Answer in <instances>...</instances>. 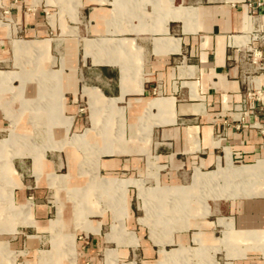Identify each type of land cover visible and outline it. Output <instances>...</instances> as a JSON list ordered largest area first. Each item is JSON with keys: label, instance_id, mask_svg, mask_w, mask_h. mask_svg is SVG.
Instances as JSON below:
<instances>
[{"label": "crops", "instance_id": "obj_1", "mask_svg": "<svg viewBox=\"0 0 264 264\" xmlns=\"http://www.w3.org/2000/svg\"><path fill=\"white\" fill-rule=\"evenodd\" d=\"M45 11L53 18L66 13L57 29L68 38V59L58 64L62 39L52 34ZM3 14L11 19L0 20V139L14 131L35 147H51L45 155L25 154L12 162L13 208L29 211L31 221L12 231L22 255L44 252L50 264H72L65 251L72 238L75 264H109V255L110 264L138 258L157 264L161 249L197 247L195 237L215 246V230L222 236L225 231L218 219L226 218L232 226L229 251L222 252L225 264H264V96L239 122L243 77L254 73L244 52L250 42L245 0H0V19ZM259 23L264 32V12ZM255 46L264 53V42ZM52 71L60 74H46ZM20 77L29 81L16 100L10 84L19 86ZM45 78L50 85L42 88L36 80ZM257 82L264 91V75ZM58 85L55 94L51 86ZM117 119L124 120L125 141L112 143L110 122ZM93 121L99 131L83 135V145L92 142L100 153L94 167L95 154L87 158L79 146L62 144ZM150 155L152 174L165 189L166 216L174 189L185 191L178 197L189 215L190 200L199 209L203 182L214 184L216 176L235 180L225 192L215 191L208 211L204 207L208 216L190 217L188 228L174 231L166 245L145 235L150 228L141 222L147 215L138 188L127 186L120 213V193L110 188L133 180L156 188L148 176ZM242 170L248 172L240 183ZM94 176L107 191L92 185ZM85 188L87 223L75 229L76 204L68 189ZM122 213L124 229L109 239ZM126 234H134L135 242Z\"/></svg>", "mask_w": 264, "mask_h": 264}, {"label": "rangeland", "instance_id": "obj_2", "mask_svg": "<svg viewBox=\"0 0 264 264\" xmlns=\"http://www.w3.org/2000/svg\"><path fill=\"white\" fill-rule=\"evenodd\" d=\"M62 1V0H61ZM58 2V1H57ZM68 5V4H67ZM70 5L67 6V8ZM70 8V7H69ZM46 9H51L50 7L44 8ZM68 10V9H67ZM65 11V10H64ZM58 12V15L55 16V18L51 17L53 14L52 12L45 11V16H47L46 22L49 23L53 28L54 32L52 31V34L55 35L56 38L62 39L60 41V46L56 49V64L60 62L61 60L65 61L67 60L68 56V48L65 49L66 45L69 44L68 38L65 37V35L61 34L60 30L57 29V25L59 24V19L61 15H65L66 13ZM75 10L71 9L69 11L70 16L73 14ZM78 13V12H77ZM4 18H1L0 20L3 21L4 23H8L11 18L5 14H3ZM7 16V17H6ZM75 21V19H72ZM58 23V24H57ZM70 24V23H69ZM75 28V27H74ZM68 32H71V28H67ZM51 34V37L53 36ZM60 35V36H59ZM95 37V36H93ZM93 40V39H91ZM113 41V40H112ZM66 42V43H65ZM85 42V41H84ZM116 42V41H115ZM85 45V44H84ZM97 48H101V46H98ZM96 49V47H95ZM84 54H85V47H84ZM66 55V56H65ZM85 57V56H84ZM55 64V62H54ZM60 74V72L52 71L48 74ZM22 73L20 74V76ZM61 76V75H60ZM46 81L43 80H36L38 84L43 88L45 85H50L47 78H45ZM17 80H20V85L19 86H13L12 83L10 84L11 90L13 91V97L17 99L22 100V91L24 88V85L26 82L29 80L21 79L18 78ZM15 81V80H14ZM57 84L60 85L58 82ZM58 87H53L51 86L52 92L57 94L58 92ZM41 88V89H42ZM85 89H83V94L86 96ZM54 94V95H55ZM112 107V105H111ZM6 114L10 116V111L4 108ZM72 121L67 120L66 124L68 126V129L71 126ZM93 127L87 129L84 133L82 134H75L73 135L70 139L63 141L62 144H74L79 146L80 148L83 149L85 155L88 158V154H95L94 159L90 161L92 164L91 166L94 167L101 157L100 153L98 152H93V144L92 142L90 143L88 141V145H78L77 142H74L73 140H80V136L85 135L86 133L91 134L92 136H95L97 134L98 127H97V122L93 121ZM112 124H114V138L111 137V140L109 141L113 142H124V132H125V127H124V120L117 119L113 120L110 122V129L112 127ZM38 126L39 124H36ZM13 126H16V123H13ZM2 138V137H1ZM100 138V136L96 135L95 141ZM89 138H86V140H89ZM86 144V142H84ZM21 147L26 148V151L28 153L22 152ZM51 148L50 146H43L42 148L35 147L33 146V143L27 138V137H22L19 134H16L14 131L11 132L10 136L4 139H0V264H50V259L51 256L48 255L47 253H42L39 255V253L36 252H31V254L28 255H22L21 254V248L16 244V240H14V233L12 231L15 230V227L17 225H23V224H30L31 221L29 219V214L28 216L26 215V211H18L14 210L13 208V203H12V193L14 190V182L11 179L10 172H11V166L13 159L18 156H23L25 154H29L35 158L39 157L40 155H45L46 151ZM86 160V159H85ZM154 159H152L151 155L148 156V176L155 178L157 181V187L156 188H151L150 186L152 184H148L147 186L150 188H146L144 186V181L143 180H136V181H130L129 183L122 182L121 185L116 184L115 187H110L114 191L120 193V204H117L115 208H117L118 212H121V200H123L126 192H127V186L128 185H135L138 190H139V196L143 200V209L146 212L147 217L144 219H141V222L144 224H147L150 228V234L148 233L146 229L145 235L147 237L151 235V238L157 243L161 245H166L172 243V236L174 231H180L188 228V220L190 217H198V216H208L209 214H205L204 212V207L208 211V206L210 205L209 201L212 197L215 196V191L216 193L218 191L220 192H225V190L231 188L234 186V179L231 177H226V178H220L216 176L217 182L214 184H209L211 180L203 182L204 185L199 186L201 188V193L199 196H196V201L200 205L199 209L194 210L195 207H193L194 204V199L190 200L188 203V208H189V215L186 211V208L184 205L182 206V200L179 198L183 195V192H185L183 189H174L173 191V198H170L169 206L170 210V215L166 216V205L168 202H165V197L161 195V191L165 192V189H162L159 186L158 183V176L153 175L152 172L154 171ZM237 165V164H236ZM241 180H239L240 183L242 182V178L240 177ZM101 180V179H100ZM98 181L97 177L92 178V185H96V189L98 191H107L106 190V185H102V181ZM135 182V183H134ZM102 186L105 188L103 189ZM197 186V185H196ZM89 188V187H88ZM87 188L85 189H78V192L73 191V189H68L69 193V199L73 200L76 204L75 208V229L79 227H84L87 223V215L85 212V207H84V201L83 198L86 195ZM213 194V195H212ZM161 195V196H160ZM175 196H179L178 199L174 198ZM153 198V199H152ZM195 198V197H194ZM136 206L138 208V213L140 215H143V211L140 208V202L136 201ZM29 212V211H28ZM198 212L200 213L199 215H193V213ZM173 213V215H171ZM124 217L125 214H121V218L119 219V224L113 226L112 232L109 234V239H114L116 236H118L121 231L124 229ZM14 219V220H13ZM16 221V222H14ZM218 223L225 227V231L223 233V236L221 235V232L219 229H216V236L219 238H216L217 243L215 246H207L203 243V241L195 237V241L198 243V246L196 247H178L175 249H172L170 251L161 249V259L157 262V264H225L226 261L224 259V255L222 252H228L229 251V245H230V229L232 224L226 219V218H219ZM9 231V232H8ZM163 235V237L161 236ZM222 236V237H221ZM127 240L129 242L134 243L135 238L134 234H126ZM68 242L66 243L65 251L67 255L69 256V259L72 264H75V257H74V246H73V239L70 238L67 240ZM6 247V248H5ZM222 253V254H219ZM178 254L180 257L178 258ZM217 254H219L217 256ZM226 254V253H225ZM17 255V256H16ZM165 255H166V262L165 261ZM41 256V257H40ZM26 260H30L29 262ZM110 255H109V264H110ZM126 262L124 264H147L139 260V258L134 261L132 259H127L125 260ZM135 262V263H129V262ZM17 262V263H16ZM163 262V263H162Z\"/></svg>", "mask_w": 264, "mask_h": 264}, {"label": "built area", "instance_id": "obj_3", "mask_svg": "<svg viewBox=\"0 0 264 264\" xmlns=\"http://www.w3.org/2000/svg\"><path fill=\"white\" fill-rule=\"evenodd\" d=\"M245 4L249 9L250 42L244 52L250 65L253 66L254 73L250 72L243 77L247 87L239 109L241 114L239 122L241 123L251 115L256 108V104L262 102L264 96V91L257 82L258 75H264V53L259 47L255 46L256 43L262 44L264 42V32L259 23L260 16L264 12V0H245Z\"/></svg>", "mask_w": 264, "mask_h": 264}, {"label": "bare ground", "instance_id": "obj_4", "mask_svg": "<svg viewBox=\"0 0 264 264\" xmlns=\"http://www.w3.org/2000/svg\"><path fill=\"white\" fill-rule=\"evenodd\" d=\"M86 136V135H85ZM85 136H83V137H79L80 138V140H73L74 142H77L79 145L81 144V145H83L84 144V139H85ZM111 142V141H110ZM111 150H112V148H111ZM247 170V169H246ZM246 170H242V171H240L241 173H239L237 176H239V177H244V176H246L247 174H246V172H248V171H246ZM239 172V171H238ZM208 181V180H207ZM28 214H29V212L28 211H26V215L25 216H28ZM58 222H59V220L57 219V220H55V221H53V227H56L57 225H58ZM163 255V254H162ZM180 257V255L178 254V258ZM166 260H167V258H166V255H165V261L164 262H166ZM163 263V262H162Z\"/></svg>", "mask_w": 264, "mask_h": 264}]
</instances>
